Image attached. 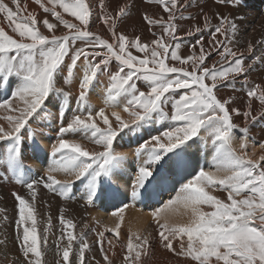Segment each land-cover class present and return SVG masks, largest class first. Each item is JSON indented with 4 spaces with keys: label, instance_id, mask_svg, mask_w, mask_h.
<instances>
[{
    "label": "snow or ice",
    "instance_id": "snow-or-ice-1",
    "mask_svg": "<svg viewBox=\"0 0 264 264\" xmlns=\"http://www.w3.org/2000/svg\"><path fill=\"white\" fill-rule=\"evenodd\" d=\"M150 2L162 6L168 15L166 19L143 16L154 37L150 42H143L140 36L131 38L116 30L117 21L128 15L132 0L118 5L115 15L104 11L105 0H98L110 38L89 30L93 13L88 0H34L54 22L47 16L38 19L20 0H0V18L6 23V27L0 26V86L13 87L11 99L0 102V110L5 113L0 119L7 122V128L0 124V141L8 142L5 152L0 154V167L10 172L16 183L27 187L32 200L30 203L17 193L12 194L19 202V219L15 223V238L22 254L19 264H47L44 257L52 218L49 216L47 226L38 231L34 207L37 187L42 184L68 200L73 198L71 192L79 182L84 186L83 198L87 205L116 195L110 190L112 177L127 155L117 152L115 143L125 137L137 140L136 167L127 196L133 202L151 199L169 185L176 192L151 212L156 235L164 249L190 258L194 264H264V154L253 159L247 152V122L249 119L255 122L258 116L264 115V111L252 114L251 100L257 99L264 109V87L256 84L248 89L247 111L241 113L238 108H230L232 98L220 99L219 89L245 76L252 67L242 59L243 53L229 46L237 32L236 23L217 14L219 23L210 33L208 49L201 35L196 40L199 51L193 45L192 53L182 56L180 44L173 46L170 41L177 39L176 21L183 19L182 14L177 17V12L189 5L190 0ZM226 2L229 0H216L219 4ZM231 2L238 6L235 0ZM64 13L78 23L65 19ZM204 21V28H209L207 14ZM61 27L66 31L57 35ZM156 27L160 28L159 33L153 31ZM194 33H202V29L194 26L187 35ZM133 50L141 55L134 54ZM252 50L253 45L249 44L248 51ZM213 52L219 60L208 66L206 61ZM255 59L264 63V56ZM102 76L108 77L103 97L105 107L94 110L89 102L90 92ZM77 79V107L65 124L73 97L64 86L72 85ZM140 83L146 90H141ZM50 101L55 103L61 121L57 142L51 147V163L44 176L26 182L22 130L41 113L45 117L52 115L46 111ZM121 103L122 112L130 120H125L121 111L106 113V108H117ZM233 114L244 116L243 128L233 122ZM162 122H169V126L144 138L151 125ZM237 130L242 134L239 151L233 147ZM202 132L211 137L214 170L200 168L191 179H184L191 167L189 149ZM68 133L82 134L100 150L89 151L81 143L66 139ZM35 135V131H29L28 139L34 142ZM259 146L264 149V142ZM54 173L72 175L75 179L61 181ZM217 190L226 196L214 195ZM126 207L124 204L111 214L119 219L115 227L105 229L117 241ZM180 209L188 217L187 222H170V216ZM5 212L6 209L0 208V220L7 221ZM64 212L61 209L58 217L62 227L54 241L59 257L55 264H86L85 253L91 250L86 233L74 234L76 225ZM105 231L97 233L100 251L104 264H113L102 244ZM151 236L150 232L141 234L129 229L127 243L121 245L122 264H143L142 257L147 254ZM108 244L115 255L117 245L111 239Z\"/></svg>",
    "mask_w": 264,
    "mask_h": 264
},
{
    "label": "bare ground",
    "instance_id": "bare-ground-1",
    "mask_svg": "<svg viewBox=\"0 0 264 264\" xmlns=\"http://www.w3.org/2000/svg\"><path fill=\"white\" fill-rule=\"evenodd\" d=\"M6 2H10V0H6ZM20 2L22 5H27L28 11L36 13L38 19H43L45 16H47L51 22H54L51 15L45 14L42 9H40L39 6L34 3V0H20ZM88 2L92 6L93 13L90 17L89 30L101 35L104 38H110V33H108L105 25L102 22L103 13L99 6L98 0H88ZM125 3H127V0H105L104 11L115 15V13L118 11V5H123ZM235 3L238 6H233L231 0L225 4L216 3V0H190L189 5L180 8V10L177 12V17H180L182 14L183 19H178L176 21L179 25V30L176 34L177 39L170 42L173 46L179 43L180 55L187 56L192 53L193 45H195L197 52L199 51V45H196V40L202 35L205 43V49L207 50L209 47L207 41L211 39L210 33L215 30V26L219 23L217 14L233 20L237 25V32L233 38V42L229 46L232 47L234 51L243 53L244 55L242 59L246 64H252V67L245 74V76L237 78L227 87H221L217 95L220 99L232 98V103L229 105V107L238 108L240 109V112L243 113L244 111L248 110V89L256 84H260L262 87H264V63L255 59L258 56H264V0H235ZM145 14L154 18L163 16L165 19L168 15V13L163 11L162 6L154 2H150V0H132V7L128 9V15L117 21V32L124 33L131 38L140 36L143 42H150L154 37L148 31V25L143 19ZM205 14H207L210 21V27L207 29L204 28ZM63 15L65 19L78 23V21H75V18L69 16L67 13H64ZM0 26L6 27V23L2 18H0ZM194 26L200 27L202 29V33L187 35V32L190 29H193ZM6 30L8 29L6 28ZM41 30L44 31L45 34H48L45 29L42 28ZM64 31L66 30L61 27L56 32V34L61 35ZM153 31L159 33L161 30L159 27H156L153 28ZM218 38L220 40L224 39L223 36H218ZM249 44L253 45L252 52L248 51ZM78 46H80L79 43ZM133 53L136 55H141L136 53L135 50H133ZM218 60L219 57L217 53L213 52L212 55L207 59L206 64L211 66ZM68 62L69 61L66 60V63ZM112 67L115 69V63H113ZM77 75H79V73ZM14 84L15 81L13 82V86ZM107 85L108 77L102 76L92 86L89 102L93 106L94 110L105 107L103 97ZM58 86L62 85L58 84ZM139 86L141 90H146L143 83H140ZM64 87L65 90H68L72 93L73 97L70 104L71 111H69L68 115L64 118V123L66 124L68 118L71 117L77 107L75 104V98L78 95V79L74 80L72 85ZM12 90L13 87L5 89L4 87L0 86V102H2L4 99H11ZM251 106L253 115H257L261 111H264L259 101L255 98L251 100ZM122 107L123 103H121L120 107L117 108H106V113L110 115L112 111H121L123 118L125 120H130L131 117L122 112ZM46 111L50 112L52 115L45 117L44 114L41 113L40 116L30 120L26 129L22 130V135L25 137L22 142V160L25 165L23 179L26 182L38 180L41 176L45 175V172L51 163V147L57 142L58 130L61 126V121L58 117V109L55 103L52 101L47 102ZM3 115H5L4 111L0 110V116ZM13 115H15V113H13ZM233 122L239 125L241 128L245 126V118L242 114H233ZM0 124H3L7 128L6 121L0 119ZM247 127V152L253 159H258L260 155L264 154V149L260 148L259 146L260 143L264 142V115L258 116L255 122L249 119L247 122ZM29 131H35L36 133L34 142L28 139ZM234 135L236 138L233 141V147L239 151L240 138L242 134L237 130L234 132ZM65 136L66 139L77 141L75 136ZM124 141V144H126L124 148H126V146H135L134 141L136 140L133 141L130 139L128 141V138L126 137L124 138ZM127 143L129 145H127ZM81 144L89 151L93 150L89 144H86L85 142H82ZM7 145V141H0V154L5 152ZM124 148H120L119 150H123L120 152L125 154L128 153L126 152L127 149L125 151ZM206 150L207 154L209 153L213 157L214 148L211 142V137H208L206 133L202 132L201 137L189 149L191 167L188 169V173L184 176V179H191L192 176L195 175L197 168L205 161L204 156ZM128 151L131 152L129 149ZM208 158L209 155H207V160ZM132 164L133 160L132 162L123 161L120 168L114 172L110 190L116 192V195L99 199V202H102L103 207L108 205L110 206L117 201L120 202V197L124 199L125 197H129L127 196L128 190L127 186H125V181H127L129 178L128 173L132 167ZM210 165H213V162H211ZM54 175H56L57 179L61 181H71L75 179L74 176L65 175L64 173H54ZM128 186H130V184H128ZM178 188L179 184L176 185L177 190ZM36 191L37 195L34 202V207L37 215L38 231L42 232L43 228L47 226V220L49 216L52 218V227L48 234V250L44 257L47 264H55V261L59 259L55 253L54 241L60 235V229L62 227L59 224L58 219L61 209H65L64 215L66 218H70L74 221L76 225L75 229L73 230L74 234L79 235L82 231L86 233L91 248L90 251H86L85 253L86 264H97V262H99V264H104L103 255L100 251L101 242L97 233L100 231H105L107 226L99 223L100 219L104 217L100 216L99 213H95V210L98 209V212L102 213L105 211V209L95 207V204H86V201L83 198V184L79 182L76 183L74 189L71 192L73 198L68 200H65L58 194L45 189L42 184L37 187ZM14 192L32 203L27 187L16 183L12 174L10 172H5L4 168L0 167V208L6 209L4 215L7 216V221L0 220V264H13V262H15V264H19L18 258H22V254L19 252V242L15 238V223L16 220L19 219V202L12 195ZM163 192L168 194L166 197L169 198L171 196L170 193L173 192L171 185H169L166 189L159 191L151 199H144L137 202H133L131 200L135 206L134 208L131 207V209H125L126 211L123 213L124 219L121 227L126 226L128 223L131 224L127 230L123 231L120 229L119 241L114 238V235H111V232L105 231V239L103 240L102 244L105 253L108 254L109 258L113 261V264H122L123 252L121 251V245H126L129 229H131L132 232H139L141 234H146V232L152 233L150 241H153L154 244L148 248L147 254L142 257L143 264H194L190 258L177 256L175 253L163 248V246L159 243L158 236L156 235L155 224L152 221L150 211L149 214L148 212L146 213L145 211H142L144 210L142 205L145 203V201H155L157 196ZM213 194L221 198L226 196V193L219 190L215 191ZM131 202L130 204H132ZM138 206H142L141 208L143 209L140 208L142 212L139 210V208L138 210L136 209ZM182 212L183 210L180 209L176 215L170 216V219L172 218L175 221L182 215ZM118 219L119 218L116 216H111L106 222L110 224L113 223L115 226ZM170 221L172 222V220ZM85 225H87V227H85ZM109 239L112 240L113 244L117 245L114 249L115 255L112 254L113 250H110V246L108 244ZM64 243H66V241ZM176 248L177 251H179L178 245H176Z\"/></svg>",
    "mask_w": 264,
    "mask_h": 264
},
{
    "label": "rangeland",
    "instance_id": "rangeland-1",
    "mask_svg": "<svg viewBox=\"0 0 264 264\" xmlns=\"http://www.w3.org/2000/svg\"><path fill=\"white\" fill-rule=\"evenodd\" d=\"M169 126V122H162V123H154L153 125H151L150 126V132H148V131H146L145 133H144V138H147V136L149 135V134H157L158 132H160V131H163L164 129H165V127H168ZM67 136H75L76 138H77V142H80V143H82V142H85L86 144H89L92 148H93V150H100L97 146H95V145H93L89 140H87V139H85L83 136H82V134H80V133H68V134H66ZM66 137V136H65ZM126 138V137H125ZM128 138V141L130 140V139H132L133 141L134 140H136L135 138H129V137H127ZM80 140V141H79ZM124 139L123 140H120L119 138L117 139V141H116V143H115V150L117 151V152H120V151H123V150H119L120 148H124L125 147V145L126 144H124ZM137 140L136 141H134V145L135 146H126V148H124V150L126 151V149H127V151L126 152H128V153H126V155H127V159L124 161V162H132V160H133V164H132V167H131V169L129 170V173H128V179H127V181H125V186H127V190H128V193L131 191V189L129 188L130 186H128V184H130L131 183V178H133V175H134V169H135V166H136V164H135V161H136V157H135V155H134V151H135V148L137 147ZM127 145H129L128 143H127ZM119 146V147H118ZM135 147V148H134ZM132 148V149H131ZM128 149L131 151V152H129L128 151ZM133 151V152H132ZM203 154H204V151H203ZM130 155V156H129ZM207 155H209V158H208V160H207ZM134 156V157H133ZM134 159H133V158ZM204 158H205V161H204V163L201 165V166H199L198 168H197V171L196 172H198L199 171V169L200 168H204L205 170H209V169H214V168H211L212 167V165H210V163L211 162H213V157L211 156V154H207V150H206V153H205V156H204ZM212 160H211V159ZM206 162V163H205ZM209 162V163H208ZM209 166V167H208ZM196 172H195V174H196ZM132 173V174H131ZM129 181H130V183H129ZM128 182V183H127ZM121 184H123V183H121ZM171 194V196L168 198V197H166L168 194H165L164 192L163 193H161V194H159L158 196H157V199L155 200V201H151V202H148V201H145V203L142 205L143 206V208H144V210H142L143 212L145 211L146 213L148 212V214H149V211H150V213L153 211V210H155L156 208H158V207H160L164 202H166L168 199H170V198H172V197H174L175 195H176V192L175 191H173L172 193H170ZM122 197H120V202H116V203H114V204H112V205H114V206H112V205H108V206H105V207H103L102 206V202H99V200H97L94 204H95V207H100V208H104L105 209V211L104 212H102V213H100V212H98V209H96L95 210V213H99L100 214V216H102V217H104V218H101L100 219V221H99V223H102L104 226H107V228H113V227H115L114 225H113V223H108V222H106L107 221V219L109 218V217H111L112 215V213L113 212H115V211H117L120 207H122L124 204H127V205H130V206H128V207H126V208H129V209H131V207H133L134 208V206H135V204L134 203H132L131 202V199L129 198V197H125V199L124 198H122ZM160 200V201H159ZM162 200V201H161ZM130 202L133 204V206H132V204H130ZM139 204H140V202H139ZM118 205H120V206H118ZM116 206H118V207H116ZM142 206H138V207H136V209L138 210V208H139V210H140V208L142 207ZM125 208V209H126ZM143 208H141V209H143ZM146 208H147V210H146ZM124 209V212L126 211ZM141 211V210H140ZM141 211V212H142ZM123 212V213H124ZM110 214V215H109ZM177 214V213H176ZM175 214V215H176ZM170 220H172V222H175V223H186L187 222V220H188V217L187 216H184V215H181L178 219H176L175 221L171 218ZM177 221V222H176ZM171 222V221H170ZM130 224L131 223H128L126 226H123V227H121V230H127L128 229V227L130 226ZM111 235H114L113 233H111ZM152 244H154L153 243V241L151 242L150 241V246H152Z\"/></svg>",
    "mask_w": 264,
    "mask_h": 264
}]
</instances>
